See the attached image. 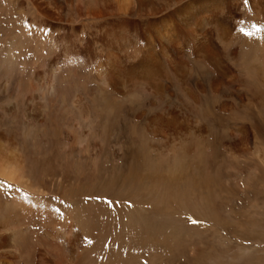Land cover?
<instances>
[{"label":"rangeland","instance_id":"374dc122","mask_svg":"<svg viewBox=\"0 0 264 264\" xmlns=\"http://www.w3.org/2000/svg\"><path fill=\"white\" fill-rule=\"evenodd\" d=\"M191 1L125 0L142 12L97 17L100 0H0V143L26 152L45 189L0 178V264H264V139L252 128L264 107L245 91L250 83L264 88L262 3L210 2L203 15L212 23L186 26L168 50L153 34L157 57L168 64L177 57L205 87L194 89L197 104L173 65L151 80L117 78L118 89L101 80L112 78V68L138 64L152 23ZM225 26L228 40L221 39ZM210 33L242 106L213 85L215 67L194 58L182 38ZM224 102L235 105L221 108ZM180 109L205 128L204 147L185 168L181 156L144 143L170 144L175 130L154 135L132 115ZM230 137L241 144L230 146ZM132 141L134 155L126 153ZM141 151L155 170L142 168ZM162 159L178 162L168 171Z\"/></svg>","mask_w":264,"mask_h":264},{"label":"bare ground","instance_id":"6f19581e","mask_svg":"<svg viewBox=\"0 0 264 264\" xmlns=\"http://www.w3.org/2000/svg\"><path fill=\"white\" fill-rule=\"evenodd\" d=\"M141 1L143 2V0H141ZM100 2L102 3L101 6L103 5L102 8L101 7L95 8V9L92 8V14L97 16V17H102V16H104L106 14H110V13L116 14L117 12L118 13L130 12L133 15H136V14L142 12L141 10H138V8L137 9L135 7L132 8L131 7L132 3L129 2L130 4L129 3L128 4L132 8V9H130L128 4L125 2V0H100ZM210 2L216 3L215 6H217L218 3H220L218 0H192L191 2H188L187 5L183 4L184 6L181 9H179L175 13L163 18L159 23H157V22L152 23L153 24L152 25V31L149 33L148 43L146 44L145 48H143V54L144 55H143V58H141L142 60L138 64L132 65L129 68L122 67V66H121V68L115 67V66H114L115 68H112V69L109 68L111 71H113V72L109 73L112 75V78L109 79L108 77L102 75L101 80L109 83L113 88L118 89L120 87H119V84L116 82L119 80V79L117 80V78L124 77V79L125 78L127 79L126 76H133V77L135 76L136 77V76H139L140 74H142V76H144V77L150 76L149 80H151L152 78H157V77L161 76L160 70L162 69L164 64L167 67L173 65V67H174L173 72L177 73V75H179L181 78H183L184 83L187 85V92L188 93H186V94H188L191 97V99L195 100L196 104L199 103V100H201V99H199L197 94H195L196 92L194 91V89L196 87H198V91L200 93V91H203L205 87L203 88V86L199 83V81L195 80V82H192V80H190V74L192 75V69L189 68L187 65L182 64L181 62L177 63L176 62L177 57L171 58L169 60L170 61L169 64L165 62V59H163V58L161 59V57L160 58L157 57V55H158L157 53H159V52H157V44L154 42V36L155 35H153V34L155 32H157V34L159 36L160 44L165 49L168 50L169 48L174 46V43L176 40V39L174 40L172 36H176V37L180 36V34H182V32H181L182 29H185L186 26L195 24L197 27L196 30L197 29L201 30L202 24L208 25V24L212 23L211 19H208V16L203 15L204 11H209L206 7ZM256 2H257V0H253V3H256ZM258 2H261L262 5L264 6V0H258ZM141 6H142V3H141ZM45 9H46L45 15L50 16L49 15L51 13L50 9L49 8H45ZM45 9H43V10H45ZM157 11L158 10H154L152 12L154 13ZM165 27L166 28L172 27L173 30L171 31V33H173V34L165 33V31H164V33L161 32L162 31L161 29H163ZM205 27H207V26H205ZM222 30L223 31H222L221 39L228 40L227 38L230 37L229 36L230 32H229L228 26L223 27ZM200 35L201 34H193V36L191 38L189 36H186V34L182 35L183 36L182 38L184 39V40L183 39L182 40L184 41V44L187 47V50L191 51L194 54L193 56H195L194 58H197L198 60H199V57L200 58L204 57L206 59H209L211 61L210 64H213V66L215 67V69L217 71L216 76L214 78V81H212L213 85H215V87L218 89H220V88L221 89L222 88L228 89L229 92L231 94L233 93L241 102V96L239 95V93H236L235 90L233 89V85L235 84V82L237 80L231 76L233 74H230V72L228 73L224 69V67L222 66V62H220L218 56L216 55L217 54L216 51L214 49H212L213 47L211 46V44H212L211 39H212L213 34L211 35V33H210V35H202V36H200ZM177 39H178V37H177ZM173 50L175 51V49H173ZM179 55H180V53H179ZM168 69H169V67H168ZM5 71H7V70H5ZM5 71H4V73H5ZM99 73H101V72H99ZM125 83H126V81H125ZM191 85L193 86V88L191 87ZM200 85H201V88H200ZM250 85L251 86L246 87V90H245L249 96L248 99H249L250 103L256 105V107H260L261 108L260 110H262L264 107V88L261 85H259L258 88L254 89L251 83H250ZM185 88H186V86H185ZM201 94H202V92H201ZM187 102L189 103V101H187ZM240 102L238 103V105L242 106L244 103H242V102L240 103ZM232 105H235V104H233L231 102H226V104H225V102H224V104H222L221 108H230V107H232ZM249 114L250 113L248 111V115ZM132 115L134 117H137L138 119L144 120L145 121L144 125L147 128H149V130H151L154 135L169 134V132L171 133V132H174V130H175L174 136L173 135L172 136H173V140H177L178 142L172 141L171 143L169 142L170 144H162V143L156 142L155 140L146 139V142H144V143H145L146 147L152 148L153 150H156V151H162V150L166 151L167 150L166 152H168V153H171L175 156L176 155L181 156L180 162H181V166L183 168L187 167L186 166L187 160L191 161L194 159V158L192 159L191 157H189L190 153L201 150L204 147V145L200 141V138L204 136L205 128L201 129V127L197 125V124H199L200 121L198 119L193 120L192 116L187 115V113L184 112L182 109H180L178 111H170L167 114H160L157 116H147V115H145V113H141V115L139 116L138 114L133 113V112H132ZM254 115H253V119H252V117H251V119H252V121H254L255 127H252V126L251 127L253 129L255 128L254 130H256L255 132H256L257 138H259L260 140L264 139V134H263L264 133V116L261 114L259 115V113H258V114H256V117H257L256 118V117H254ZM144 116H146V118H144ZM193 124H196V126ZM233 126H235V125H232V127ZM117 131L118 130L114 131L115 134ZM103 133H105V132H103ZM229 134H230V132H229ZM239 135H240V133H239ZM227 141H229L228 142L229 145L234 147V148L238 147L241 144V139H235L232 137H230V139ZM131 143H132L131 149L129 150V152H126V153H131V155H134L135 153H139L137 151V150H139V148L135 147L137 143L135 141H132ZM208 144L210 145L211 143L208 142ZM103 146L100 147V149L102 151L104 149ZM3 149H5L6 152L3 153V151H2ZM257 149H258V147H257ZM202 152H204V151H202ZM202 152H200L201 154L199 153L200 156L202 155ZM22 153H24L22 148H20L18 146L7 147L5 143L4 144L0 143V178H2L4 180L16 182L17 184L24 186V188H26V189L29 188V189H32V190L37 191L39 193H45V189L42 186H40L39 184H37L38 182L36 183V180L34 178V173H35L34 167L28 165L29 159H24V156H25L24 154H26V152L23 155H22ZM140 153H142L141 160H140V164H141L142 168L144 170H155L157 167V164L153 160H151V158H149L146 155V152L141 151ZM194 161L198 162V159H195ZM177 162L178 161H175L174 162L175 164H171L172 162L169 163L167 159L166 160L162 159L161 163H162V166H164L163 168H165L164 170L169 171V170L174 168V165H176ZM189 163H191V162H189ZM8 206L10 207V205H8ZM12 236H13V234H12ZM0 243H1V240H0Z\"/></svg>","mask_w":264,"mask_h":264},{"label":"snow or ice","instance_id":"6c2138e0","mask_svg":"<svg viewBox=\"0 0 264 264\" xmlns=\"http://www.w3.org/2000/svg\"><path fill=\"white\" fill-rule=\"evenodd\" d=\"M249 35H250V33H249Z\"/></svg>","mask_w":264,"mask_h":264}]
</instances>
